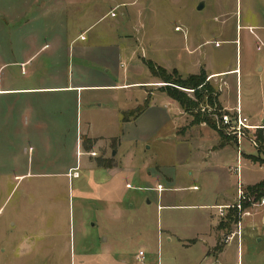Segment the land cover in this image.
<instances>
[{
	"label": "rangeland",
	"instance_id": "374dc122",
	"mask_svg": "<svg viewBox=\"0 0 264 264\" xmlns=\"http://www.w3.org/2000/svg\"><path fill=\"white\" fill-rule=\"evenodd\" d=\"M253 14L264 24V0H0V91L4 92L0 94V264H93L105 230L114 233V255L122 264H134L139 250L155 257L159 252L161 264H199L202 242L188 248L181 247L176 238L161 242L157 227L163 222L175 230L177 238L188 239L200 228L207 230L202 212L160 213L156 194L138 190L142 183L134 176L125 172L110 180L101 172L118 167L119 156H111L116 151L114 140L95 149H86L84 141H79L80 130L94 116L85 102L97 103L103 93L83 94L80 102L73 93L52 89L66 86L70 76L78 78L72 66L76 60L68 51L74 42L85 38L89 43L123 48L138 64L151 61L159 67L163 61L175 67L179 62L182 74L176 73L181 78H186L183 70L190 62L188 49L201 44L190 57L193 62L213 71L237 67L244 101L249 98L244 83L261 80L257 65L264 60V39L257 32L258 40L254 39L243 29L253 23L249 19ZM227 78L235 101L236 76ZM84 79L98 82L91 75ZM205 82L210 83L207 78ZM153 83V92L165 86L157 79ZM219 84L210 83L217 94ZM255 86L253 99L261 90L258 83ZM183 92L193 99L192 91ZM207 107L202 104L199 109ZM180 110L184 126L177 134L181 139L189 131L186 146L171 135L170 122L135 147L125 144L119 149L121 153L130 151L134 166L139 171L145 168L167 189L161 205L196 202L204 193L203 176L196 172L189 144L192 147L197 139L208 145L220 142L219 135L207 126L197 135L201 126L192 125L190 114ZM95 116L91 120L96 132L114 134L110 123L104 125L107 116ZM163 117L155 115L153 124L159 125ZM220 132L231 139V146L236 145L226 130ZM244 135L239 147L254 167L242 168L240 182L264 181L262 131L245 130ZM255 136L260 139L253 149L250 141ZM232 155L236 156L235 151ZM226 182L231 190L228 194L235 192L233 173ZM190 186L197 190H188ZM247 188L243 193L250 196ZM105 195L120 208L115 224L105 216ZM217 197L224 198L223 190ZM228 211L222 218L216 214L213 221L225 224ZM249 212L247 218L236 215L237 222L230 229L216 228L218 244L227 245L221 257L209 264H264V208L252 207ZM234 233L240 236L227 243ZM215 249L210 253L217 255Z\"/></svg>",
	"mask_w": 264,
	"mask_h": 264
},
{
	"label": "crops",
	"instance_id": "0c3cea01",
	"mask_svg": "<svg viewBox=\"0 0 264 264\" xmlns=\"http://www.w3.org/2000/svg\"><path fill=\"white\" fill-rule=\"evenodd\" d=\"M250 20L253 21L252 24H247L243 26V29L247 30L248 34L254 39L258 40L256 32L264 39V24H260V18L257 14L250 15ZM201 44L195 46L192 45L188 49L186 55L189 57V63L187 64V69L184 71L186 77L192 75H198L200 71H204L207 74V80L211 82H220L219 84V93H218V103L222 110L229 111L232 113L237 106L240 107L242 116L246 117L250 124L256 126L257 124L264 125V60L258 62L259 72L261 80L254 81L252 79L246 80L244 83L246 95L249 98L242 99V83H241V73L237 67L233 69H226L221 71H213L197 66L195 62L190 58L194 56L195 52L200 50ZM115 53V55L113 54ZM117 55V56H116ZM68 56L75 58L76 64L72 65L76 69L77 77L74 79L73 76L68 77L67 85L63 88H54L57 92L64 91L65 93L75 94L77 100L80 99L82 102V96L86 93H99L102 94L97 97V103L87 100L85 107L88 112L94 113V116L87 119L85 127L83 130H80L78 135L79 141H84L85 148L95 149L101 147L102 143L105 141L116 142V151L111 152V156L115 154L119 156L118 167H113L112 169H102L103 175L113 180L120 173L128 172L139 180L142 184L138 190L145 191L146 193L153 192L156 194L157 206L156 210L162 213L163 211H172V210H196L201 211V215L206 218L205 224L207 225V230L195 231L192 237L188 239H179L175 235V230L171 227L164 225L163 222H158L157 232L160 233V241L165 243H170L173 238H176L181 247L188 248L195 243L202 242L204 248H202L201 260L199 264H209L211 259L217 260L225 251V246L222 247L221 251L217 255H213L210 251L215 248L218 244L217 241V229L219 225L217 222H214L213 219L217 212L212 215L208 213L211 210H217V207H227L235 204L237 199V182L238 177L235 173L237 166L239 170V181H241V170L243 167H254L250 165L247 161V153H243L240 147L237 145L231 146L230 144L225 145L223 148H219V142L213 141L211 145H208L207 142H203L199 139L197 141L189 144V147L192 149L191 155L193 160L196 162V172L203 176V191L204 193L197 197L194 204H165L161 205L159 202L163 200V192L167 189L163 188L161 183L155 177H152L150 173L146 172V169L143 168L140 171L133 164V154L129 151H124L121 153L119 149L125 144L135 147L138 142L141 140L146 141L147 139L153 137L157 132L161 131L164 126H167L172 122V127L169 129V132L174 135L179 143L187 145L188 142L185 141L189 137V131H187L186 136L183 138L177 134L178 129L182 126L181 110L178 105L170 100L166 94H164L161 89H156V92H153V78L148 71L145 64H138L137 62L131 61L125 49L113 46V45H100L97 43H89L88 38H85L84 41H76L69 48ZM114 56V57H113ZM248 60H251V57L247 56ZM264 59V58H262ZM160 68L164 69L166 72L176 71L177 73L182 74V67L177 63V66L172 67L166 62L162 61ZM86 75H91L96 77L98 82H86L84 77ZM236 76L235 80V101H232L233 96V86L230 80L227 77ZM103 78V79H102ZM158 80V79H157ZM209 83V84H210ZM258 83L257 88H261L260 94L256 99H253L252 94L256 88L255 84ZM156 87V86H155ZM160 88V87H159ZM22 92H25L23 90ZM45 92V91H44ZM4 92L0 91V94ZM148 99V106L142 112L141 116L136 120H130L127 123H122V113L135 110L137 107L142 106L144 101ZM124 103V108L122 106ZM103 114L108 117L104 125L110 123L111 132L114 131L112 135H102L99 132H96L95 123L93 120L96 116ZM155 115L164 116L161 121V125L155 126ZM159 120V119H157ZM159 122V121H158ZM201 127L198 129L197 135L200 131L205 132V125L201 124ZM107 129V128H106ZM106 129L104 131H106ZM98 131H101L100 129ZM199 138V137H198ZM188 148V147H187ZM232 151H235V157L232 155ZM159 171V169H158ZM234 174L236 177L235 182V192H231L230 188L228 189L229 184L226 182V179L230 174ZM111 175V176H110ZM190 175V174H189ZM109 176V177H108ZM205 176V177H204ZM168 183L172 179L166 177ZM202 180V178H201ZM262 182V181H260ZM260 182L246 184L244 182L242 188L254 186ZM227 183V184H226ZM172 184V182H171ZM128 184L125 185V188ZM160 186L164 191L162 193H157L155 191L156 187ZM188 190L195 191L197 190L196 186H190ZM178 190V189H174ZM224 194V198L218 199L220 192ZM234 190V189H233ZM205 194V195H204ZM215 196L213 200L207 199L210 196ZM104 203V213L106 218L111 224H115V219L118 218L120 213V208L115 204H112L106 195L103 196ZM169 202V201H168ZM147 205H150V202H147ZM216 230V231H215ZM108 231L102 232V241L100 248V253L95 258V263L93 264H122L121 260L118 261L115 258L114 245L116 238L114 233H106ZM239 244L237 245V250L239 249ZM142 252L141 250L138 251ZM138 253L133 258L134 264H161L159 252L155 257V254H144L143 260L139 261L137 259ZM148 256L147 258H145ZM86 262V261H85ZM83 264V263H81ZM89 264V261L86 263ZM125 264V263H124ZM190 264V263H186Z\"/></svg>",
	"mask_w": 264,
	"mask_h": 264
},
{
	"label": "trees",
	"instance_id": "16d2710c",
	"mask_svg": "<svg viewBox=\"0 0 264 264\" xmlns=\"http://www.w3.org/2000/svg\"><path fill=\"white\" fill-rule=\"evenodd\" d=\"M145 66L153 78L158 79L161 83L165 84L162 92L166 94L170 100L177 103L184 113L190 114L192 117V125L204 124L211 130L215 131L220 137V142L218 144L219 148H223L225 145L230 144L231 139L223 137V134L216 126V122L211 117L212 115L205 111L201 112L199 109L200 105L206 104L211 109H214L215 116L220 114L219 111L222 110L217 100L218 94L209 83L205 82L207 77L203 70L200 71L198 75L181 78L177 76L176 71L168 73L164 69L153 64L151 61H147ZM183 91H192L193 99H190ZM147 106L148 99L144 101L142 106L137 107L135 110L123 112L121 115L122 123L138 119ZM257 138L260 139V137ZM253 161L255 160L253 159ZM246 190L250 196L259 199L264 196V181L252 187H248ZM236 215L237 212L235 210L229 211L226 217V223L223 224L221 222L218 226L219 229H230V225L237 222ZM221 248L222 247L217 244L215 250L220 252Z\"/></svg>",
	"mask_w": 264,
	"mask_h": 264
},
{
	"label": "built area",
	"instance_id": "2783aa9c",
	"mask_svg": "<svg viewBox=\"0 0 264 264\" xmlns=\"http://www.w3.org/2000/svg\"><path fill=\"white\" fill-rule=\"evenodd\" d=\"M111 16H114V13L111 14ZM83 40V38H81ZM257 50H259V47H257ZM207 112L210 115H212L211 117L214 119V121L216 122V126L218 125L219 127H217L220 131L221 130H226L227 131V136L230 137L232 136L234 142L236 143L237 147H239L240 143L242 141H245V130H261L262 131V137L264 138V125H256L253 126L250 124L249 120L242 116L240 107L237 106L236 109L232 112L229 113V111H224L221 110L219 111L220 114H218L217 116L214 115V109H211L209 106L207 107V109L202 110L201 112ZM257 136H255V139H252L250 141V145L251 147L257 148ZM94 156V155H92ZM239 170L240 168L237 166V168L235 169V173L238 177V182H237V199L235 204H233L232 206H227V207H217V214L219 217H223L227 210H235L237 212L238 217L240 218H247L250 217V208H264V196L256 199L255 197L252 196H245L243 193V188L242 185L239 181ZM126 188L130 187L127 185ZM155 191L157 193H162L164 191V189H162L160 186H157ZM258 200V201H257ZM228 211V212H229ZM241 221V220H240ZM238 232H240L241 230V222L238 221ZM237 234L240 236L239 233H234L233 236L228 237L226 242L229 243L230 240H233V238L235 236H237ZM137 259L139 261L143 260V252H139L137 255Z\"/></svg>",
	"mask_w": 264,
	"mask_h": 264
},
{
	"label": "water",
	"instance_id": "95a60500",
	"mask_svg": "<svg viewBox=\"0 0 264 264\" xmlns=\"http://www.w3.org/2000/svg\"><path fill=\"white\" fill-rule=\"evenodd\" d=\"M201 8H202V5H201V6H199V8H198V9L200 10Z\"/></svg>",
	"mask_w": 264,
	"mask_h": 264
}]
</instances>
